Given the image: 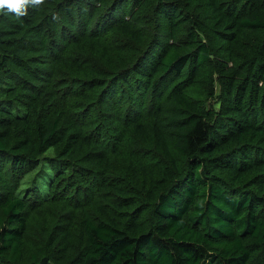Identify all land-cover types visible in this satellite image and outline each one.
I'll return each mask as SVG.
<instances>
[{"label":"trees","instance_id":"obj_1","mask_svg":"<svg viewBox=\"0 0 264 264\" xmlns=\"http://www.w3.org/2000/svg\"><path fill=\"white\" fill-rule=\"evenodd\" d=\"M149 1L0 10V264H264V0Z\"/></svg>","mask_w":264,"mask_h":264},{"label":"rangeland","instance_id":"obj_2","mask_svg":"<svg viewBox=\"0 0 264 264\" xmlns=\"http://www.w3.org/2000/svg\"><path fill=\"white\" fill-rule=\"evenodd\" d=\"M113 1L114 0H104L105 5L100 13V16L102 15L104 16L107 12H109L110 6L113 5ZM169 1H176V0H169ZM183 1L186 2V4L189 6L188 7L189 11L196 18H199L202 16L201 14L203 12V8L201 7V3L199 0L197 1L196 0H183ZM127 8H128L127 10L132 11V13L134 14V17L137 18L139 26L145 30L146 35H148L149 38H153L155 41V38H157V33L160 34L162 29H161L160 14L158 13L157 15V10L154 7V3L147 0L144 3H142L140 6L133 7V0H128ZM74 11H76V13L75 12L73 13L74 17L79 19L80 22H83L84 25L89 22L88 21L89 13H87L88 11L87 0H77ZM68 21L69 19H67V22ZM72 26H73V23H72ZM184 26H187V24ZM77 29L78 27L74 26V31H77ZM112 38L114 40L115 45H118L124 48L125 51L128 52L127 55L129 56L128 58L129 60L134 59L137 56L139 52V48H141L140 46L137 47L135 46V44H133L130 41L128 42L129 44L128 43L124 44L125 39L119 36L117 33H113ZM146 48L143 47L141 50H144ZM120 67H121L120 65L117 66L116 70H119ZM200 87L210 88L211 90L215 91V96L209 98V100L207 101V105L213 106L215 109H218L220 107V104L218 103L220 89H219V84L217 82V74L214 72V68L212 65H209L207 67L204 79L200 83Z\"/></svg>","mask_w":264,"mask_h":264},{"label":"clouds","instance_id":"obj_3","mask_svg":"<svg viewBox=\"0 0 264 264\" xmlns=\"http://www.w3.org/2000/svg\"><path fill=\"white\" fill-rule=\"evenodd\" d=\"M40 3L41 0H0V10L11 11L19 16L26 13L29 5H39Z\"/></svg>","mask_w":264,"mask_h":264}]
</instances>
